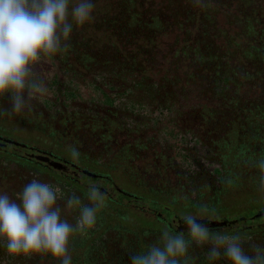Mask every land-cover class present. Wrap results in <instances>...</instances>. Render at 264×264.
<instances>
[{
    "label": "trees",
    "instance_id": "1",
    "mask_svg": "<svg viewBox=\"0 0 264 264\" xmlns=\"http://www.w3.org/2000/svg\"><path fill=\"white\" fill-rule=\"evenodd\" d=\"M94 3V20L82 27L74 25L68 50L44 57L34 66L32 81L46 89L44 99L34 102L31 111L11 118L0 117L1 133L62 153L69 159L72 146L79 153L85 147L83 153L92 155V143L106 144L111 140L120 127L113 120L119 117L115 100L126 93L127 81L136 68H147L148 62L137 66V55L155 51L157 41L150 29L159 30L164 20L159 15L151 16L156 0H94ZM227 8L229 33L224 44L211 41L204 46L203 51L211 55L210 64L199 56L193 63L196 69L208 74L199 78L198 86L207 88L201 93L216 102L211 107L212 121L208 127L212 135L224 133L216 141L222 152L225 149L226 180L231 177L233 184L225 183L215 195H211L212 188L208 187L203 199L191 204H208L215 209V215L229 221L226 226L210 227L212 230L239 232L264 246V216L256 217L264 211V195L257 190V170L247 164L264 154V0H255L254 7L250 0H227ZM161 9L169 18L176 13L175 5L166 7L164 0ZM143 25L148 33L135 35L133 32ZM147 40L152 41L150 46ZM194 53H202L200 46ZM8 107V101L0 99V108ZM18 144H12L11 149L21 159L39 156V151ZM104 150L101 155L108 159L111 152ZM136 153L132 151L133 156ZM3 155L18 161L7 153ZM10 174L7 167L2 172L4 180ZM9 189L11 185L3 184L0 191ZM130 191L140 202L134 200L126 217H117L115 213L70 240L73 264H131L130 255L146 248L163 229H168L164 219L160 221L161 218L139 211L140 205L158 209L160 213L168 211L169 218L172 210L178 211L179 216L192 211L140 188L131 187ZM77 216L75 212L66 218L75 223ZM244 247L248 248V244ZM191 251L197 257L196 264H207V247H193ZM0 264H60V261L46 253L10 255L0 240ZM217 264L228 262L222 259Z\"/></svg>",
    "mask_w": 264,
    "mask_h": 264
},
{
    "label": "flooded vegetation",
    "instance_id": "2",
    "mask_svg": "<svg viewBox=\"0 0 264 264\" xmlns=\"http://www.w3.org/2000/svg\"><path fill=\"white\" fill-rule=\"evenodd\" d=\"M164 1L166 7L175 5L176 13L169 18L161 9L162 0H156L151 16L159 15L164 20L159 30L150 29L157 45L154 52L137 55V66L148 62L147 68L137 67L127 81L126 93L115 100L119 117L113 120L120 123V127L111 140L106 144L92 143V155L83 153L85 147L82 148L79 161L74 162L62 153L0 132V171L8 167L11 173L5 175L4 180L0 172V188L3 184L11 185V189L5 191L15 197L24 184L38 178L58 187L61 197L75 192L83 198L89 185H97L106 194L107 204L98 213L97 224L114 217L115 213L117 217H126L134 200L140 202L131 193V187L191 209L188 213H195V209L185 207V197L194 202L203 199L208 187L212 188L211 195L221 190L228 167L225 149L222 148L223 152L219 149L216 139L223 138L224 133L212 135L210 132L211 107L216 102L201 93L208 89L198 86L199 78L208 74L196 69L193 61L199 56L210 64L211 55L203 51L204 46L211 41L224 44L229 33L227 0H201V6L196 0ZM250 1L254 7L255 0ZM140 32L146 35L148 28L143 25L133 33ZM147 43L150 46L152 41L147 40ZM198 46L202 53L196 55L194 50ZM15 142L39 151L40 158L21 159L11 149ZM104 149L111 152L108 159L101 155ZM133 150L137 151L134 156ZM139 211L155 219L161 218L160 221L164 219L169 230L186 232L176 210H172L170 218L168 211L160 213L147 206L140 205ZM262 216L264 211L256 214V217ZM205 223L216 227L226 226L229 221L221 216L218 221Z\"/></svg>",
    "mask_w": 264,
    "mask_h": 264
},
{
    "label": "clouds",
    "instance_id": "3",
    "mask_svg": "<svg viewBox=\"0 0 264 264\" xmlns=\"http://www.w3.org/2000/svg\"><path fill=\"white\" fill-rule=\"evenodd\" d=\"M196 4L201 6V0ZM95 9L94 0H0V99L10 105L0 108V117L31 111L34 102L44 99L46 89L32 81L34 66L44 57L65 53L74 25L91 23ZM69 150L78 162V149ZM247 164L257 170V190L264 195V154ZM226 184L231 186L233 179L227 178ZM59 191L34 178L15 197L0 192V240L10 255L46 253L60 264H73L70 240L95 227L98 213L107 207L106 194L97 185H89L83 198L75 192L61 197ZM184 201L185 207H196L195 213L180 217L186 232L163 229L155 241L130 255L131 264H196L193 247H207V264L222 259L228 264H264V246L239 232L212 230L205 221L220 219L215 209L192 205L187 197ZM75 212L79 215L70 223L66 217Z\"/></svg>",
    "mask_w": 264,
    "mask_h": 264
},
{
    "label": "water",
    "instance_id": "4",
    "mask_svg": "<svg viewBox=\"0 0 264 264\" xmlns=\"http://www.w3.org/2000/svg\"><path fill=\"white\" fill-rule=\"evenodd\" d=\"M14 144H18V143L15 142ZM18 145H19V144H18ZM36 157H37V158H40L39 156H36ZM53 165H57V164H53Z\"/></svg>",
    "mask_w": 264,
    "mask_h": 264
}]
</instances>
